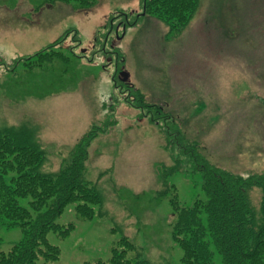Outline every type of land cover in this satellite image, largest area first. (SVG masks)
<instances>
[{
	"label": "rangeland",
	"instance_id": "1",
	"mask_svg": "<svg viewBox=\"0 0 264 264\" xmlns=\"http://www.w3.org/2000/svg\"><path fill=\"white\" fill-rule=\"evenodd\" d=\"M51 1L0 0V129L29 126L48 175L95 128L85 177L103 202L90 219L78 202L66 207L57 223L69 233H50L59 257L50 264H184L172 201L185 209L205 199L192 154L264 174V0H199L174 32L157 16L137 22L144 0ZM117 64L129 84L113 83ZM248 193L259 211L264 193ZM22 238L20 227H1L0 251ZM213 262L222 263L216 251Z\"/></svg>",
	"mask_w": 264,
	"mask_h": 264
},
{
	"label": "trees",
	"instance_id": "2",
	"mask_svg": "<svg viewBox=\"0 0 264 264\" xmlns=\"http://www.w3.org/2000/svg\"><path fill=\"white\" fill-rule=\"evenodd\" d=\"M70 1L82 7L87 6L82 4H90L89 0ZM199 4V0H144L145 15L137 18V22L153 15L166 22L173 32L185 29L195 17ZM62 39L55 41L54 46L62 44ZM137 96L143 101L138 92ZM144 108L154 107L146 104ZM156 113L160 114L159 111ZM97 135L98 131L92 129L80 142L70 165L57 174L47 175L41 173L40 168L45 162V153L29 126L0 129V228L20 227L23 236L10 251H0V264H50L57 261V247L50 244L49 236L50 233L61 236L69 233L57 223L66 207L78 202V214L88 219L93 216L94 206L102 204L103 199L96 188L87 185L85 163L89 156L88 147ZM173 135L177 143L184 140L180 133ZM195 148V145L180 147L186 156L196 151ZM192 156L195 157V167L203 173L205 199H198L193 208L185 209H179L172 201V206L180 210L173 238L184 252L182 263L214 264L216 251L221 264H264V197L257 211L248 193L252 187H258L264 193V174L237 175L199 160L195 152ZM27 198L31 202L25 207L22 201ZM127 244L133 247L131 243ZM111 263L151 264L146 259L128 261L125 258L121 262L116 256Z\"/></svg>",
	"mask_w": 264,
	"mask_h": 264
},
{
	"label": "flooded vegetation",
	"instance_id": "3",
	"mask_svg": "<svg viewBox=\"0 0 264 264\" xmlns=\"http://www.w3.org/2000/svg\"><path fill=\"white\" fill-rule=\"evenodd\" d=\"M129 24H127L126 23V25H124V23H123V25L121 26L122 28L125 26V27H127ZM130 26V25H129ZM120 29V28H119ZM123 70V69H122ZM122 70L120 69V66H119V64H117L116 65V69H115V72L117 71V82H116V79H114V82L113 83H123L124 81H123V78H120V73L122 72Z\"/></svg>",
	"mask_w": 264,
	"mask_h": 264
},
{
	"label": "water",
	"instance_id": "4",
	"mask_svg": "<svg viewBox=\"0 0 264 264\" xmlns=\"http://www.w3.org/2000/svg\"><path fill=\"white\" fill-rule=\"evenodd\" d=\"M121 74L123 76L124 81H127L129 79V74H127L126 72H122Z\"/></svg>",
	"mask_w": 264,
	"mask_h": 264
}]
</instances>
